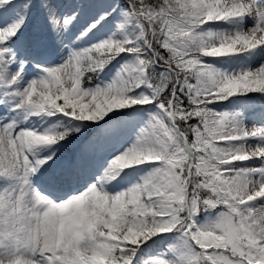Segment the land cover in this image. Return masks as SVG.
I'll return each instance as SVG.
<instances>
[{
  "label": "snow or ice",
  "instance_id": "1",
  "mask_svg": "<svg viewBox=\"0 0 264 264\" xmlns=\"http://www.w3.org/2000/svg\"><path fill=\"white\" fill-rule=\"evenodd\" d=\"M0 264H264V0H0Z\"/></svg>",
  "mask_w": 264,
  "mask_h": 264
},
{
  "label": "rangeland",
  "instance_id": "2",
  "mask_svg": "<svg viewBox=\"0 0 264 264\" xmlns=\"http://www.w3.org/2000/svg\"><path fill=\"white\" fill-rule=\"evenodd\" d=\"M255 99H257L258 101L262 100V98L259 97L258 94L255 96ZM229 104L239 107L243 104V102L238 100V98H232L231 101H226V103H225V105H229ZM256 111H259V108H257Z\"/></svg>",
  "mask_w": 264,
  "mask_h": 264
},
{
  "label": "trees",
  "instance_id": "3",
  "mask_svg": "<svg viewBox=\"0 0 264 264\" xmlns=\"http://www.w3.org/2000/svg\"><path fill=\"white\" fill-rule=\"evenodd\" d=\"M250 95H253V94H250ZM257 94H255L256 96ZM238 100H240L241 102H243V98H238ZM226 103V101L224 102V104Z\"/></svg>",
  "mask_w": 264,
  "mask_h": 264
}]
</instances>
